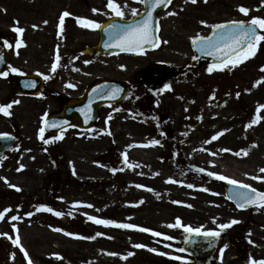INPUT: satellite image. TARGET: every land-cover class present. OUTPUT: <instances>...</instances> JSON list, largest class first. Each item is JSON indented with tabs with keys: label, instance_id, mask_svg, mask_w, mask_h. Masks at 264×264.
I'll use <instances>...</instances> for the list:
<instances>
[{
	"label": "rangeland",
	"instance_id": "obj_1",
	"mask_svg": "<svg viewBox=\"0 0 264 264\" xmlns=\"http://www.w3.org/2000/svg\"><path fill=\"white\" fill-rule=\"evenodd\" d=\"M85 1L0 0V33L8 34L12 43L10 65L20 72H34L44 79L48 77L45 94L42 92L36 98L17 96L8 80L0 79V104L20 101L10 109L12 115L8 119L0 116V133L9 132V126L18 130V144L0 162V177L21 189L16 191L0 179V211L5 207L12 209L5 214L4 220H0V233L7 232L13 238L19 235L33 264H177L187 260L176 244L185 232L183 228H169L168 224L179 217L183 224L214 230L218 224L235 218L239 222L226 229L231 230L234 241L224 243L228 248L222 260L219 253V264H247L250 255L264 259V207L237 210L226 201L223 188L216 179L206 174L207 171L222 173L264 191V180L250 178L264 175L259 172L264 167V108L257 113L258 106L264 105V80L254 86L257 80L264 78L261 70L264 42L254 56L234 68L229 66L231 70L217 69L209 74L203 66L187 76L168 79L157 86L132 83L136 73L150 63L175 68L185 65L193 56L190 37L197 33L206 36L211 30L201 25L200 20L211 25L241 19L238 5L249 8L250 15L264 17L261 0H207L206 3L198 0L196 4L177 0L159 16L161 43L157 50L140 56L90 57L80 55V51L97 42V32L76 26L75 18L102 23L109 15L103 14L108 12L105 8L107 0H89L90 5ZM136 1L116 0L125 18L132 16V9L139 11L140 4ZM91 6L101 12L90 16ZM65 10L72 15L65 18L60 38L57 37V14ZM170 11L177 14L166 15ZM45 20L47 24L43 23ZM33 25L38 27L34 29ZM14 26L25 29L19 35L23 41L19 48L15 47L18 34L13 31ZM164 40L168 43H163ZM57 47L61 60L53 73L51 65ZM120 65L125 68L121 69ZM100 78L131 82L130 97L113 107L102 108L94 132L69 131L63 133V139L44 144L38 138L41 118L45 113L58 112L63 104L50 98V92L76 99ZM69 83L76 86L67 87ZM165 83L170 84L171 89L159 92ZM213 92L214 98L210 99ZM109 115L112 119L105 124ZM257 116L260 117L258 122L251 124ZM246 125L250 126L246 128ZM225 129L228 131L217 140L204 143ZM108 131L112 135H108ZM45 138L51 140L50 136ZM151 139L160 140V145L140 146ZM130 144L133 146L127 147ZM225 148L232 151H220ZM241 149H248V154L236 156L234 153ZM125 151L129 162L137 167L130 168L123 163L121 153ZM211 152L217 154L213 156ZM209 161H213L214 166ZM20 163L26 167L17 171ZM73 167L76 175H73ZM201 167L205 173L196 171ZM111 168L118 170L113 173ZM169 177L183 183H167ZM189 183L196 187L189 189L186 186ZM137 184L154 191L137 188ZM204 187L210 191L200 190ZM174 200L184 203L174 204ZM74 202L81 204L74 205ZM40 204L64 215L57 217L50 212L36 211ZM87 204L93 207H86ZM189 204L193 207L186 206ZM28 212L33 215H25ZM85 213L147 227L173 239L98 225L88 220ZM12 215H18L20 219L11 221ZM12 224L18 231L13 230ZM55 228L84 237L95 236L97 232L104 235L91 240L80 239L54 231ZM239 238H246V244L242 245L247 250L245 257L239 253V246L236 248L233 244L239 243ZM249 239L254 243H249ZM136 243L148 247L134 248ZM148 248H156L168 255H159ZM128 252L134 255L122 259ZM12 253H15L14 258ZM53 254H59L61 258ZM231 255L239 256V259L229 262ZM0 264H27L20 246L13 245L5 236H0Z\"/></svg>",
	"mask_w": 264,
	"mask_h": 264
},
{
	"label": "snow or ice",
	"instance_id": "obj_2",
	"mask_svg": "<svg viewBox=\"0 0 264 264\" xmlns=\"http://www.w3.org/2000/svg\"><path fill=\"white\" fill-rule=\"evenodd\" d=\"M141 4L146 5V11L145 14L142 16L141 19L135 20L132 23H126V24H118V23H108L106 25H101V23L97 22L93 19L83 18V17H76V23L87 29H103V31L107 34L108 39L104 43L105 48H116L119 49L121 52L125 53H142L145 49V46H149L152 48H156L160 45L161 40L159 35L157 34L159 31V23L156 22L153 23V12L163 6L164 8H167L171 3L172 0H139ZM191 2L192 4H196L198 0H184V3ZM206 3L207 0H204ZM261 5H264V0H261ZM105 8L108 9V12H104L105 15H113L116 17H124L125 13L122 10L121 6L116 2V0H107V3L105 5ZM237 10L247 16L250 12V9L243 6L238 5ZM93 13H100V9L93 8ZM177 13L175 11L167 12L166 15H176ZM72 13L68 12L67 10L63 11L61 15L59 16V21L57 24V37L62 38V34L64 32L65 27V18L71 16ZM140 13L136 9H132V16H138ZM44 24H47L48 21H43ZM199 23L201 25H204L206 27H210L213 31L212 34L209 36H203L197 33L195 36L190 37V40L192 42L193 48L196 49L198 52H200L203 55L216 57L219 60V64L210 63L206 69V71L211 74L214 70H223V69H229L238 66L243 61L249 59L250 57L254 56L256 54L258 46L261 44V42H264V33H262L261 30H264V17H251L250 20H229L221 23L211 24L209 25L206 20H200ZM14 24L18 25V21H15ZM34 29L37 28V25L32 26ZM13 31L18 34V38L15 42V47L19 48L23 46V41L19 38V34H22L25 29L19 26H14ZM163 43L167 44L168 41L164 40ZM4 46L5 47H12V44H10L7 40H4ZM2 57H0V61H2ZM193 59H199V57L194 56ZM60 60L61 56L59 53V47H57L56 54L54 57V60L51 65V71L53 73L56 72L57 68L60 66ZM85 64L90 63V61H84ZM121 69L125 68V65L119 66ZM9 70L13 73L19 72L20 70L12 67L9 65ZM76 71H79V69H75ZM262 71H264V66L261 68ZM8 75V72L6 71H0V77H6ZM45 79H48L46 76ZM264 80V78H261V80H257L254 84V86L259 85L261 81ZM27 87L34 86V82L26 84ZM76 85L69 83L67 87L74 88ZM171 85L168 83H165L163 85V88L159 90V92H163L165 90H170ZM121 89L114 88L112 90H109L108 92H105V90L101 87H97L93 89V92L97 97H104L105 95L109 96L112 99L116 98V95L118 92H120ZM215 93L213 92L212 97L210 99L214 98ZM237 97H239V93L236 94ZM19 100H13L10 103L7 104H0V114H3L6 117H10L12 115L10 109L13 107L14 104H19ZM91 103V101H90ZM158 103V102H157ZM85 108L90 112V107L88 105L85 106ZM264 108V105H259L257 108V113H259L260 109ZM82 112L85 111V109H81ZM47 117V113L44 114V116L41 118L42 126L39 128L38 131V138L43 141L44 144H49L51 141H57L63 139V129L61 128V134L57 136H53L50 139L45 138V130L46 128L50 127H57L59 128V124L56 121L46 122L45 118ZM86 121L87 119H90L91 117L85 113ZM112 117L109 115L106 120L105 124L108 123L109 120H111ZM197 119H202V117H197ZM260 119L259 116H257L255 119L251 121V124H256L258 120ZM67 123L66 121L64 122ZM250 125H246L245 127H249ZM225 131H228L227 129L221 130L216 132L214 135L211 136L209 140H205V144H209L212 141L217 140ZM108 135H112L111 131L107 132ZM161 135H164V133H161ZM184 135H187V133H184ZM0 138L4 139H12V137L9 136L8 133H0ZM160 140L158 139H151L148 141L145 145H140L143 147L148 146H156L160 145ZM133 145H128L127 147L131 148ZM19 146H17V149ZM46 150V149H45ZM204 151H209L208 149H203ZM30 151V150H27ZM221 152H231V149H220ZM247 155L248 149H241L240 151L235 152L234 154L236 156H240L241 154ZM211 155L215 156L216 152H211ZM121 156L123 157V163L127 165L128 167H137L138 165H132L129 162L128 159V153L122 152ZM4 159V157H0V160ZM71 163V162H70ZM98 163V162H94ZM209 164L214 166L213 161H209ZM26 165L23 163L19 164V167L16 169L17 171H21L24 169ZM118 169L111 168L110 171L115 173ZM121 171L123 169H120ZM196 171L199 173H205L206 170L204 168H196ZM260 173H264V167L259 169ZM206 174L209 177L215 178L220 181H225L229 185L236 186L239 191H235L231 196H229V199H232L236 203L237 209H246L248 206H256L257 210H260V208L264 207V191H259L255 187H253L250 184H246L243 181L237 180L235 178L229 177L227 175H224L222 173H217L214 171H207ZM73 175H76L75 168L73 167ZM245 175H248L245 173ZM253 180H264V175L262 176H251L250 177ZM0 179H4L6 183H8L7 178L0 177ZM167 183H183L182 181H177L173 179L172 177L167 178ZM8 186L10 188H14L16 191H21V189L14 184L8 183ZM137 188H145L147 191H154L151 188H147L145 185L137 184L135 185ZM189 189H192L196 187L193 184H187L186 185ZM200 190L209 192L210 190L206 187L201 188ZM217 194V193H213ZM63 199V198H61ZM143 201H141L142 203ZM174 204H183L182 201H172ZM81 202H74V205H80ZM86 207H93L91 204L85 205ZM187 207H193V205H186ZM12 209L9 207H5L2 211H0V220H4L5 214L11 212ZM36 211H46L53 213L55 216L60 217L64 215L61 211H56L53 208L45 205L40 204L36 207ZM25 215L32 216V212H28ZM87 219L90 221H93L94 223L98 225H104V226H113L120 229H131V230H138L144 233H151L153 237H163L166 240H172L173 237L167 236L164 233H161L159 231H154L152 229H149L147 227H142L136 224L132 223H121L113 219H102L98 218L96 216L87 215ZM20 219L18 215H12L10 216L11 221H16ZM213 222L215 223V218H213ZM239 221L235 218L231 219L230 221L226 223L218 224L217 229L214 230H205L203 226L201 227H192L190 225H186L182 223V220L177 217L175 219L174 223L168 224L167 226L169 228H183L185 233H188L189 235L195 234L197 236H203L205 239H209V246H212V241L219 238L221 234L228 228H230L232 225L237 224ZM12 228L14 231H18L16 229V225L12 224ZM57 232H63L65 235L74 237V238H80V239H95L96 236H102L104 233L97 232L95 236H80L76 233L67 232L60 228L53 229ZM251 235V233H249ZM0 236H5L9 240H11L13 245L20 246V251L23 253L27 264H33V261L29 257V253L24 249V247L21 245L19 235H17L15 238L10 236L7 232L0 233ZM111 238V237H110ZM159 242V241H158ZM249 243H254L252 240L249 239ZM170 246V245H169ZM134 248L140 249V248H147L148 246L143 243H136L133 245ZM228 248L227 244H224L223 247L219 249L220 251V258L223 259V254L225 250ZM149 251H152L154 253H157L159 255H168L165 252H159L156 248H148ZM180 251H184V249H180ZM109 255L115 256L118 255L117 253H108ZM12 257H15V253L11 254ZM58 259L61 257L59 254H53ZM134 255L133 252H128L127 256L121 257L122 259H126L128 256ZM174 259H181V257H173ZM247 264H264V259H255L251 255L248 258Z\"/></svg>",
	"mask_w": 264,
	"mask_h": 264
},
{
	"label": "water",
	"instance_id": "obj_3",
	"mask_svg": "<svg viewBox=\"0 0 264 264\" xmlns=\"http://www.w3.org/2000/svg\"><path fill=\"white\" fill-rule=\"evenodd\" d=\"M164 8L163 6L157 8L153 12V23L155 24L156 14L159 10ZM142 16L136 17L130 22H123V21H109L108 23H118V24H126V23H132L135 20L141 19ZM104 24V25H106ZM100 41L98 45L92 49L87 50L86 54H92V52L98 53H123L119 49L116 48H105L104 43L108 39L107 34L103 31V29H100ZM193 46V45H192ZM149 48V46H145V49ZM144 49V50H145ZM195 54L199 59H192L189 64H187L182 71L192 70L194 68L199 67L200 63L206 62L208 64L215 63L219 64V60L216 57L203 55L200 52H198L196 49H194ZM0 57H2V61H0V71H5L6 69V50L4 49L2 43L0 42ZM34 82V86L27 87L26 84ZM13 87L16 91H18L21 94L24 95H36L41 91V82L37 79H34L32 77H24V78H18L13 82ZM101 87L105 90V92H108L109 90H112L114 88L121 89L120 92L117 93L116 98L112 99L109 96L105 95L104 97H97L95 93L93 92V89ZM126 94V86L123 84L115 83L108 80H102L97 83H95L89 90H87V93L83 97V99L79 102H73L68 103L67 107L61 114H56L53 116H50L47 118L46 122L56 121L59 124V128L57 127H50L47 128L48 130H59L71 126L76 127H82L85 126L93 121V119L96 116V113L98 109L104 105V104H110L114 103L120 99H122ZM91 101V103H90ZM88 105L90 107V112L85 108V106ZM81 109H85L84 112L81 111ZM85 113L89 115L91 118L87 119L85 117ZM67 122L66 124L64 122ZM12 137V136H10ZM15 142V138L12 137V139H4L0 138V155L4 153L5 151H8L11 149ZM225 195L228 200L232 201L235 205V201L232 199H229L228 197L231 196L235 191H239V189L236 186H232L229 184H226L224 186ZM250 207H256V206H248ZM220 241V238H217L212 241V246H209V239H205L203 236H197L195 234L189 235L186 233L182 239V245L180 246V249H184V253H187L191 256H193L196 259V264H213V254L218 246V243ZM182 264V263H179Z\"/></svg>",
	"mask_w": 264,
	"mask_h": 264
},
{
	"label": "flooded vegetation",
	"instance_id": "obj_4",
	"mask_svg": "<svg viewBox=\"0 0 264 264\" xmlns=\"http://www.w3.org/2000/svg\"><path fill=\"white\" fill-rule=\"evenodd\" d=\"M89 0H86L85 1V4H87V5H90L89 3ZM246 7V6H245ZM91 8H93L92 6H91ZM89 15L91 16V15H93V12H90L89 13ZM242 18L241 19H238V20H245V21H247L248 20V15L247 16H241ZM78 98V97H77ZM59 100L62 102L63 101V98L62 97H59ZM9 130H11V131H13V129L11 128V127H9ZM231 231V230H230ZM230 231L228 230V231H224L222 234H221V237H222V244L224 243V242H226V241H228V240H233L234 241V238H232L230 235ZM236 242V241H235ZM233 243L234 244V246H236V248L238 247V250L240 251L239 253H241V255L243 254V256L245 257L246 255H247V250H246V248L244 247L243 248V246L242 245H245L246 244V238H239V243ZM221 244V245H222ZM221 245L219 246V248H218V251L216 252V263L215 264H218V261H217V259H218V257H217V254L219 253V249L221 248ZM235 259H239V256H233V255H231V256H229V262H232V261H234ZM187 263L189 264L190 263V261H187Z\"/></svg>",
	"mask_w": 264,
	"mask_h": 264
},
{
	"label": "trees",
	"instance_id": "obj_5",
	"mask_svg": "<svg viewBox=\"0 0 264 264\" xmlns=\"http://www.w3.org/2000/svg\"><path fill=\"white\" fill-rule=\"evenodd\" d=\"M161 72V71H160Z\"/></svg>",
	"mask_w": 264,
	"mask_h": 264
}]
</instances>
